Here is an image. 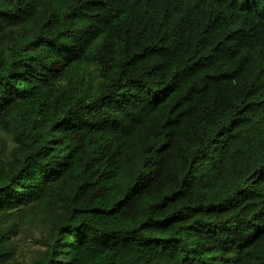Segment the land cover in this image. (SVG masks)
Listing matches in <instances>:
<instances>
[{
    "label": "trees",
    "instance_id": "trees-1",
    "mask_svg": "<svg viewBox=\"0 0 264 264\" xmlns=\"http://www.w3.org/2000/svg\"><path fill=\"white\" fill-rule=\"evenodd\" d=\"M27 223L32 264H264V0H0V264Z\"/></svg>",
    "mask_w": 264,
    "mask_h": 264
},
{
    "label": "rangeland",
    "instance_id": "rangeland-1",
    "mask_svg": "<svg viewBox=\"0 0 264 264\" xmlns=\"http://www.w3.org/2000/svg\"><path fill=\"white\" fill-rule=\"evenodd\" d=\"M9 144L12 146L11 139ZM48 227L47 223L43 227L27 223L12 228L7 239L13 249L15 264H32L40 250L44 249V236Z\"/></svg>",
    "mask_w": 264,
    "mask_h": 264
}]
</instances>
